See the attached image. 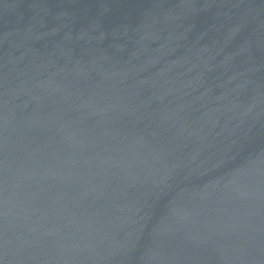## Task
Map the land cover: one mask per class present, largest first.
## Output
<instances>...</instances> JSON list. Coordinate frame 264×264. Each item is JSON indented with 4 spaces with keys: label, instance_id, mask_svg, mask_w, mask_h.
Wrapping results in <instances>:
<instances>
[{
    "label": "water",
    "instance_id": "water-1",
    "mask_svg": "<svg viewBox=\"0 0 264 264\" xmlns=\"http://www.w3.org/2000/svg\"><path fill=\"white\" fill-rule=\"evenodd\" d=\"M0 264H264V0H0Z\"/></svg>",
    "mask_w": 264,
    "mask_h": 264
}]
</instances>
